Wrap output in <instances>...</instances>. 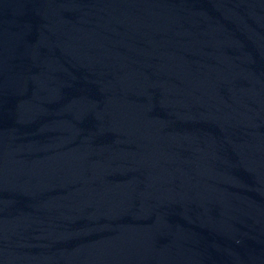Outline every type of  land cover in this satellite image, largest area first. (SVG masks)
<instances>
[{
  "label": "water",
  "instance_id": "water-1",
  "mask_svg": "<svg viewBox=\"0 0 264 264\" xmlns=\"http://www.w3.org/2000/svg\"><path fill=\"white\" fill-rule=\"evenodd\" d=\"M0 264H264V0H0Z\"/></svg>",
  "mask_w": 264,
  "mask_h": 264
}]
</instances>
